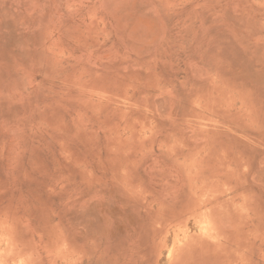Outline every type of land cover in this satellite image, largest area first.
<instances>
[{
    "label": "rangeland",
    "instance_id": "1",
    "mask_svg": "<svg viewBox=\"0 0 264 264\" xmlns=\"http://www.w3.org/2000/svg\"><path fill=\"white\" fill-rule=\"evenodd\" d=\"M0 264H264V0H0Z\"/></svg>",
    "mask_w": 264,
    "mask_h": 264
}]
</instances>
